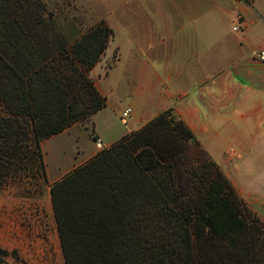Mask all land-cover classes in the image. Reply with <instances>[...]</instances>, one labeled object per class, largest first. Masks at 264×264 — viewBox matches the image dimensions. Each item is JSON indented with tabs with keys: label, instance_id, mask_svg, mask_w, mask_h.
Here are the masks:
<instances>
[{
	"label": "trees",
	"instance_id": "trees-1",
	"mask_svg": "<svg viewBox=\"0 0 264 264\" xmlns=\"http://www.w3.org/2000/svg\"><path fill=\"white\" fill-rule=\"evenodd\" d=\"M112 37L104 20L68 36L49 0H0V190L35 196L42 142L107 107L90 71ZM171 112L51 185L64 264H264V221Z\"/></svg>",
	"mask_w": 264,
	"mask_h": 264
},
{
	"label": "crops",
	"instance_id": "crops-1",
	"mask_svg": "<svg viewBox=\"0 0 264 264\" xmlns=\"http://www.w3.org/2000/svg\"><path fill=\"white\" fill-rule=\"evenodd\" d=\"M218 1L76 0L93 18L92 26L104 20L113 30L103 55L109 48L112 55L116 53L108 74L121 65L135 81L121 111L132 110L126 129L112 138L98 120L110 106L108 94L96 84L107 98V107L92 117L93 144L82 161L100 152L97 141L107 148L172 109L171 115L187 124L256 211L264 207V63L256 57L264 50V17L253 2L234 0L258 15L247 21L246 8L240 5L235 14L244 15V32L223 41L216 18L205 15L206 4L215 9ZM90 9L95 12L90 14ZM206 23L209 26L201 28ZM193 83L195 88L190 89ZM76 126L59 135H70ZM45 233L44 226L30 231L19 225L0 228V248L12 252L33 244L29 248L36 249Z\"/></svg>",
	"mask_w": 264,
	"mask_h": 264
},
{
	"label": "rangeland",
	"instance_id": "rangeland-1",
	"mask_svg": "<svg viewBox=\"0 0 264 264\" xmlns=\"http://www.w3.org/2000/svg\"><path fill=\"white\" fill-rule=\"evenodd\" d=\"M250 2L254 3L256 9H258L264 17V0H250ZM240 5V3L236 4L234 0H219L216 3L215 9L212 8L213 6L209 7V3L206 4L205 15L216 18V26L219 27L218 29L223 41L234 39V34L240 37L244 32V28L239 32H234L232 30L237 24L238 17H241L244 22V15L241 12H238L237 15L235 14ZM241 6L246 8L244 14L247 21L257 18V16L255 17L254 15L258 14H256L254 10V12H251L248 6ZM49 8L54 12L55 20L59 28L68 36H75L93 27V18L88 14L85 8H81L77 4L76 0H49ZM88 11L90 14L95 12L94 9ZM200 26L201 28H207L209 24L206 23ZM255 26L256 24L254 27ZM260 28L262 27L260 26ZM252 32L255 31L252 30ZM112 53V48H109L107 56H102L101 60L90 71V76L93 78L94 82L101 86L102 90L106 91L108 94L110 106L105 112L100 114L98 120L103 124L108 134L107 137L109 138L125 131V125L128 123L127 120L129 118L126 120V123H122L119 116L121 111L127 106L129 102L128 97L134 92L135 86L132 73H124L121 65L113 67L108 74V69L116 59V53H114V55H112ZM107 74L108 76H106ZM194 85L195 83L192 84L190 89L195 88ZM91 121L92 118L83 123H77L76 127L78 128H74L70 135L60 136L58 134L42 142L47 171V184L39 179L37 185L35 184L33 187L30 185L31 193L35 196L26 197L21 194L27 187H23L24 189L7 187L0 190V228L11 229L13 226L16 227L19 225L30 231L31 228L36 229L44 226L46 232L43 244L36 245V249L29 248L30 245H33L29 244L25 249L19 248L16 251H12L15 253L9 256L0 255V264H64L60 240L53 217L49 190L52 184L61 180L73 170L90 160L82 161L93 144L91 137ZM202 148L206 151L203 146ZM207 154L228 179L211 155L208 152ZM229 182L233 185L230 180ZM233 187L235 188L234 185ZM245 203L247 204V202ZM247 206L264 221V207L255 211L248 204ZM50 225H52V235L49 233Z\"/></svg>",
	"mask_w": 264,
	"mask_h": 264
},
{
	"label": "built area",
	"instance_id": "built-area-1",
	"mask_svg": "<svg viewBox=\"0 0 264 264\" xmlns=\"http://www.w3.org/2000/svg\"><path fill=\"white\" fill-rule=\"evenodd\" d=\"M244 28V22L242 21L241 17L237 18V24L233 27L234 32H239ZM256 57L261 63H264V50L260 51L257 53ZM131 108H127L125 111L122 112L121 114V120L123 123H126V120L130 117L131 115ZM97 148L101 151L104 149L103 144L100 141H97L96 143Z\"/></svg>",
	"mask_w": 264,
	"mask_h": 264
}]
</instances>
